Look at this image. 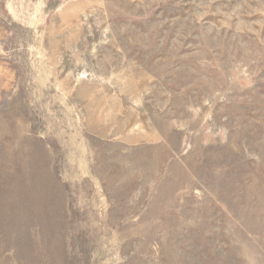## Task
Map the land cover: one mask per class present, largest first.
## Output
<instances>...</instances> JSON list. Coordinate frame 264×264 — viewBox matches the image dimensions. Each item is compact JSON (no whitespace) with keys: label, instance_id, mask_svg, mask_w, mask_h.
I'll list each match as a JSON object with an SVG mask.
<instances>
[{"label":"rangeland","instance_id":"1","mask_svg":"<svg viewBox=\"0 0 264 264\" xmlns=\"http://www.w3.org/2000/svg\"><path fill=\"white\" fill-rule=\"evenodd\" d=\"M0 264H264V0H0Z\"/></svg>","mask_w":264,"mask_h":264}]
</instances>
